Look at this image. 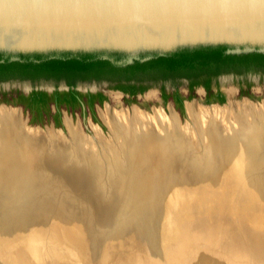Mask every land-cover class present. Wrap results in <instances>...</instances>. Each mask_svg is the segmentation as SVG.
Here are the masks:
<instances>
[{
  "label": "water",
  "instance_id": "95a60500",
  "mask_svg": "<svg viewBox=\"0 0 264 264\" xmlns=\"http://www.w3.org/2000/svg\"><path fill=\"white\" fill-rule=\"evenodd\" d=\"M208 48H223L227 56L264 55V0H0V63L88 55L127 67ZM213 105L222 106H207ZM0 106L22 112L20 107ZM26 125L44 130L29 120ZM48 157L42 160L43 167L50 166L45 171L64 178L66 174L60 173L65 171L48 164ZM8 165L15 173H39L38 167L21 169L16 161ZM78 183L83 182L73 177L72 185ZM104 199L102 193L97 196L99 206L89 209V218L77 220L76 211L70 210L68 236L59 237L66 246L54 245L50 235L46 239L25 235L23 229L11 233L16 236L11 239L19 240L17 245L21 239L29 243L49 239L60 249L54 252L62 254L36 258L41 264H264V222H240V216L230 214L215 220L221 222L202 220L203 214L187 218L178 207L168 209L163 196H153V203L133 213L135 218L130 212L121 218L117 210L101 209ZM260 208L250 207L263 217ZM25 217H20L24 228ZM8 232L0 235V264H24L23 258L34 253L24 241L27 250H17L13 243L11 259L9 241L3 237Z\"/></svg>",
  "mask_w": 264,
  "mask_h": 264
},
{
  "label": "rangeland",
  "instance_id": "374dc122",
  "mask_svg": "<svg viewBox=\"0 0 264 264\" xmlns=\"http://www.w3.org/2000/svg\"><path fill=\"white\" fill-rule=\"evenodd\" d=\"M239 76L228 75L226 77L225 76L223 77L222 88L224 89L225 92H227L228 98L226 99V102L222 104L221 107L222 108L229 107L231 106L230 104H234V103H237V104L250 103L256 106L257 105L263 106L264 105V78H260V77H263L264 74L261 73L260 71H254V72H249L245 75H241L240 77ZM245 78H248L249 80L253 81L252 91L254 92V95H253V98L251 99L252 102H248L247 100H245L246 98H239L236 95V92H237L236 87H238L240 83L239 81ZM19 84H21L19 83V81H8V82H4L3 84H0V86H4L5 89H10L11 86L14 87ZM128 88L129 87H127V89ZM107 94H108V98L105 101L104 105L99 107L96 111L97 118H98L97 124L100 125L101 128L96 124L92 125L90 116H88L87 118V122H86L87 126L83 125V121L80 119L79 116L74 119L73 118L70 119L72 120L71 123L76 129L80 127L82 136H84V138L88 137L94 143H96L95 142L96 129L101 130L103 139L105 140L112 139L113 134L111 133L108 127V122L110 121V115L108 112V108H111L117 112H122L125 110H129L131 108L137 107L140 110L151 114L152 116L155 115L156 111H163L167 117H169L172 114V112L175 113L177 111L175 114L178 117L181 129L185 131L184 133L186 135V138H188L189 140L192 139L193 141V144L190 145L187 143L189 142L188 139L185 140L184 138L183 141L181 140V145L183 146V149L186 152V154H188V152L192 150L191 146H193V148L196 151H198L199 149L202 148V145H204V143L202 139H200V134L197 131L195 123L192 122V120L189 118L188 111L186 114L187 107L190 104H197V105H201V106L209 107V108L218 107V106L202 105V102H200V97H196L192 102H187L186 109H183L184 114L181 115L178 110L175 111L174 109L172 110L170 108L171 104L164 105L161 102L159 98L158 90L156 87H152L149 90H146L143 96L139 97L137 101L131 102V104H128L127 102H125V100L122 98V94H120L119 92L107 91ZM198 102H200L201 104H199ZM129 105H131L132 107H128ZM0 109H4V108L0 106ZM13 109L20 112L23 122L25 123L26 129L28 130L40 129V128H33L30 126H27L26 125V121L28 120L27 115L26 114L24 115L23 112L20 111V109H17V108H13ZM65 120H67V118L64 119V123L66 124ZM66 127L67 126L59 127L58 129L64 134L65 138L70 139V136H69L70 133ZM49 129L50 128H46V129L44 128V130L41 129V131L43 133H46L49 131ZM197 143H198V146H197ZM17 145L18 144L16 143L15 145L16 148L9 150V151L6 150L5 154L3 153L2 155H0V210L7 209L10 206L15 207L16 206L15 204L25 203V201L28 200L29 202L25 204L28 209H32L37 204H39V205H43L42 210L45 212H57L59 214H66L70 216L71 218H72V215L70 214V210H73V211H76V213H79V214H76L73 212V216L76 217L77 220L81 219L80 214H82V216L90 215L89 209H93V206H90V204H88L87 201L81 198L79 196L81 195L80 193L79 195H77V193H74L70 190H66V188L62 187L61 184L64 183L62 180L58 178L57 179L53 178L51 175L44 174L42 171H40L41 169H39V173H31V174L30 173H27V174L26 173H15V171L12 170V166L8 165V163L10 164L12 161L14 163L16 161L17 166L19 165L21 169H26V168L30 169V167L34 168V165L32 164V162L25 155L23 156L19 155L20 153L19 145L18 146ZM95 145L96 147L91 146L92 149L90 150L91 153L89 155V158L91 159L94 156L92 158L93 160L91 161L96 162L98 164L97 166H99L101 164L107 165L106 160L109 159L111 162L110 165L112 166V169L114 168L116 169V166H117V171L115 170L116 171L115 178H118V172L121 171L119 173V177L121 178V181L122 180L123 181L121 182L120 190L117 192L118 196L117 198H115L114 201L111 202V204L107 208V210L119 211V217L121 218L125 216L127 212H128L127 215L132 214V216L135 218L136 216L133 215V213H138V212L140 213V210H142L143 207L147 206L148 203L149 204L151 202L153 203L154 201L153 196L155 195L157 198H159L160 196H163V199L167 201L168 209L169 208L171 209V207H178V212L185 210L188 213H192V214H196L197 212H205L206 213L204 214L205 216H208L212 211H215L214 213H217V214L221 213V217H223V215L225 214H230L232 215L233 218H236V216L240 215L239 219L241 218V220L239 219L237 220L240 222L245 221L246 215L244 211H247V209L250 208L251 206L255 207L256 204L261 205L260 204L261 202H256V201L263 199V198L260 195H256V191L258 194L263 195L264 193L262 189H264V185H262V188L256 185L257 186L256 188V186H254L255 184L254 181L257 179H260L258 177H262V178L264 177V171L262 170L264 169V163L263 165L261 164L259 171L255 170L252 174L244 176L243 178L240 179L238 177H235L237 173L234 174L233 172L234 170L230 166L231 162L229 161L228 158L219 159L218 157L214 155L212 156L211 152H209L207 156H205L206 159L200 156V160H197L195 162L188 161V157H187L188 155L187 156L185 155L184 158L182 157L180 159V164L177 167H175V165L173 166V163H171L169 157H167L166 155V153L169 151H168V147L165 144L153 143V144H148V145H141L140 151L135 155V157L137 156L136 158L133 156V154H129L130 157L128 156L129 150L125 146H124L125 151L123 150L124 152L122 151V147L121 148L116 147L115 150L117 152L115 153L117 155L113 154V157H112V153H111L110 158H107L105 155L104 148L101 147L100 144L99 146H97V144ZM48 148H49L48 151L50 155L52 156V158L50 159L51 161L49 162L50 164L57 163L59 166H62L63 163L65 164V162L63 161V158H66V153L69 150L68 148L65 149L61 143H57V142L54 143V145L53 144L49 145ZM50 148H51V151H50ZM188 148L189 150H187ZM107 149L114 151L111 147ZM98 150L100 152V156H102L100 158H97L99 156ZM119 151H121V153ZM101 152L103 153V155ZM86 153H84V151L81 153L79 152L78 153L79 156L74 157L75 159L73 160L75 161L77 160L78 163L75 161L73 162L68 161L66 164H69V166L72 168L73 166H76L77 164L79 165V167H82L81 165H83L82 168L83 169L87 168L85 172H88L90 177L94 178V177L99 176L97 174L98 173L97 169L99 167H97L96 171H94L95 173L89 172L91 171V162H90V159L87 157L88 153L87 154ZM204 153H207V151H205ZM119 155L121 158L119 157ZM253 160L254 159H252V161ZM100 161L101 163H99ZM86 163L89 164V166L86 165ZM120 164H122V166ZM196 164H199V167ZM220 164L222 167L220 166ZM123 167L125 170L124 172L122 169ZM74 168L76 169L77 166ZM166 171L168 174L166 173ZM104 175L105 177L112 176L109 170L107 173L102 174L100 178L99 177L97 178L100 180H103ZM43 183H45L46 186H44ZM152 184H153V187H152ZM173 184L174 186L171 187V185ZM178 184H180L179 188H178ZM51 186L53 187L52 190H51ZM148 186H149V189H148ZM83 188L85 189V187ZM140 188H142L143 190L141 189L140 191ZM243 188L246 189V192H245V189ZM32 191L34 192V194ZM224 191L226 195H223ZM243 191H244V194H243ZM227 192H229V194ZM249 195H251V200L249 201H251L252 203L249 201L247 202V196ZM254 196L258 197V199L255 198ZM147 198L149 200H147ZM221 208L223 209V211L221 210ZM147 209L148 208L146 207L145 210ZM238 211L241 214L237 215ZM233 212L234 213L237 212V213L233 215L234 214ZM230 215L228 217H230ZM20 217L21 215H19L16 212H9L7 210H4V211L1 210L0 211V225L9 223V221L14 222L16 220L21 219ZM8 247H9L8 249L9 251L10 250L13 251V253L9 252L10 257H12V255L15 254V249H13L14 246L12 247L8 246ZM15 248L18 250L20 248L25 249L26 247L21 242L20 244L16 245ZM30 257L31 258L24 259V264H41L37 262L38 259H36L35 257L33 258L31 255ZM44 257H54V256H44ZM11 259H14V258L12 257ZM18 261H19V258L17 259V262Z\"/></svg>",
  "mask_w": 264,
  "mask_h": 264
},
{
  "label": "bare ground",
  "instance_id": "6f19581e",
  "mask_svg": "<svg viewBox=\"0 0 264 264\" xmlns=\"http://www.w3.org/2000/svg\"><path fill=\"white\" fill-rule=\"evenodd\" d=\"M230 105L231 106L225 107V108H222L219 105H213V106H218V107L209 108V107H204V106L197 105V104H190L187 107L189 118L192 120V122L195 123L197 131L200 134V139H202L204 143V145H202V148L199 149L198 151H196L193 148V146H191L192 150L189 151L188 154H186V152L183 149V146L181 145V140L183 141L184 138L185 140L188 138H186V135L184 133L185 131L181 129L178 117L175 114L176 112L175 113L172 112V114L169 117H167L163 111H156L155 115L152 116L151 114L145 111H142L137 107H134L129 110L122 111V112H117L111 108H108V112L110 115V121L108 122V127L111 133L113 134L112 139L110 140L103 139L101 130L96 129L95 131L96 132V137H95L96 143H94L88 137L87 139V138H84V136H82L80 127L76 129L71 123L72 121L70 120L71 118L70 119L67 118V120H65L66 126H67L66 128L68 129L70 133L69 135L70 139H68V138H65L64 134L59 130L54 131L52 129H49V131L46 133H43L41 129L28 130L25 127V123L23 122V119L19 111L11 109V108H4V109H0V155H2L3 153L5 154L6 150L9 151V150L16 148L15 145L17 143L19 145V152H20L19 155L21 156L25 155L32 162V164L36 168L38 167L39 169H41L40 171H42L44 174L51 175L53 178H56V179L58 178L62 180L64 182L63 184H61L62 187L66 188V190H70L74 193H77V195H79L80 193L81 195L79 196L83 198L85 201H87L88 204H90V206H93L96 204L99 206L97 196L98 195L100 196V194L102 193V195L105 196L104 200H107V202H104L105 205L101 206V209L107 210L111 202L114 201L115 198H117L118 196L117 192L120 190L121 182L123 180L121 181V178L119 177V173L121 171L118 172V178H115L117 166L115 164L116 169L115 168L112 169V166L110 165L111 162L109 159L106 160L107 165L101 164L99 166H97L98 164L96 162L91 161L93 160L92 158L94 156L91 159L89 158V155L91 153L90 150L92 149L91 146L96 147L95 144H97V146H99L100 144V146L104 148L105 155L107 158H110L111 153H112V157H113V154H116L115 153L117 152L115 150L116 147L117 148L122 147V151L123 150L125 151V147H126L129 150L128 156L129 154H133V156L135 157V155L140 151L141 145L159 143V144H165L168 147L169 152H167L166 155L167 157H169L171 163H173V166L175 165V167H177L180 164V159L182 157L184 158L185 155L186 156L188 155L187 156L188 161L195 162L197 160H200V156L206 159L205 156H207V154L211 152L212 156L214 155L218 157L219 159L228 158L229 161L231 162L229 163L232 169L234 170L233 171L234 174L237 173L235 177H238L240 179L243 178L244 176L252 174L255 170L259 171L261 164L263 165L264 163V105L256 106L250 103H244V104L234 103ZM188 141H189L187 142L188 144L190 145L193 144L192 139L191 140L188 139ZM56 142L61 143L65 149L66 148L69 149V150L67 149L68 151L66 153V158H63V161L65 162V164L63 163L62 166H59L57 163L50 164L51 166L54 164L53 166L57 167L58 171H61V170H62L61 172L65 171L64 173H60L61 176L62 174L64 175L66 174L64 178L62 179L59 176H56L55 175L56 173L54 174V173H51V171H48V172L45 171L50 166L43 167V161H42L43 158H45L46 156H49L48 160L52 158V156L50 155L48 151L49 149L48 146L52 144L54 145V143ZM197 146H198V143H197ZM109 147H111L114 151L107 149ZM189 148L187 150H189ZM85 150H87L88 152ZM50 151H51V148H50ZM83 151L84 153L86 152L88 153V154L86 153L88 155L86 156L90 159V162H91V171L89 172L95 173L94 171H96L97 167H99L97 169V172H98L97 174L99 176L97 177L100 178L102 174H105L110 170V174L112 175L110 176L111 178L108 176L105 177V175H104L103 180H100L97 177L92 178L90 177L88 172H85L87 168L83 169L82 168L83 165H81L82 167H79V165L77 164L78 161L77 160L75 161L73 159H75L74 158L75 156H79L78 154L79 152L81 153ZM205 151H207V153H204ZM119 152L121 153V151ZM100 157L102 156H100V152H99V156L97 158H100ZM252 159L254 160L252 161ZM68 161L77 162L76 163L77 168L76 169L74 168L76 166H73L72 168L69 166V164H66ZM99 163H101V161ZM199 164H196V165H198L199 167ZM86 165L89 166V164L87 163ZM120 165L122 166V164ZM122 169L124 172L125 171L124 167ZM262 170L264 171V169ZM60 174H57V175H60ZM73 177H74V180L78 179L83 183L72 185ZM258 178L260 179H257L254 181L255 182L254 186L257 185L262 188V185H264V177L263 178L258 177ZM43 185L46 186L45 183H43ZM179 185L180 184H178V188H179ZM172 186H174V184L171 185V187ZM83 187H85V189ZM152 187H153V184H152ZM52 188L53 187L51 186V190ZM77 188H80V189H77ZM141 189L142 188H140V191ZM148 189H149V186H148ZM262 190L264 191V189ZM245 192H246V189H245ZM227 193L229 194V192ZM243 194H244V191H243ZM223 195H226L225 191ZM256 195H258L257 191H256ZM28 202L29 201L26 200L25 203L15 204L16 205L15 207L10 206L7 209H1L2 211L7 210L9 212H16L21 216L25 214L26 216L24 220H25V223H27V226H25V228L21 225V219L16 220L14 222L9 221V223L0 225V235L5 230L7 232L9 231L8 234H6V236H3L5 237L6 241H9L8 245L14 246L17 242L19 243V240L11 239V237L14 236V235H11V233H14V231L21 232V230L23 229V233L25 235L37 236L38 239H43V238L46 239L50 235L49 239H53L52 242L55 243L54 245L57 244V245L66 246L65 244H63L65 243L64 241L59 242V237H61L62 234H64V236H68L66 227L69 226L67 225V223L71 220V217L66 214H59L57 212H45L42 210L43 205H39V204H37L32 209H28L25 205ZM260 204H261L259 205L261 206L260 209H262L261 212H264V198L262 199ZM221 210L223 211L222 208ZM180 212L183 213L187 218L189 216L201 217L202 216L201 214H203L204 218H202V220L207 219V217L214 220L213 222H221V221H215V220H222L221 213L220 214L218 213L220 215L219 216L217 213H214L215 211H212L208 216L204 215L206 214L205 212H197L196 214L188 213L185 210L180 211ZM244 212L246 215L245 221L249 222V219H253V223H257V222L263 223L264 222L263 213H261V216L263 217H259L258 214L255 215L254 212L250 208H248L247 211H244ZM236 213H234L233 215H235ZM76 214H79V213H76ZM237 214H241V213H239L238 211ZM80 215L82 219L83 216L82 214ZM253 215H255L257 218H254L255 216ZM85 217L88 218L89 216L86 215ZM14 237L16 238V236ZM49 239L46 242H35V241L33 242L31 240L30 243L26 239H21V240L29 244L26 247L28 249H31L29 250L31 253H34L37 255V256H34V254H32L33 257L35 258H38V257L42 258V256L43 257L44 256L60 257L59 255H61L62 253L54 252V250L56 251L60 249H56L53 245H51L52 242H50ZM64 246H63V250H64ZM16 258L18 259V256ZM27 258H31V257L27 256ZM23 259H26V258L24 257Z\"/></svg>",
  "mask_w": 264,
  "mask_h": 264
},
{
  "label": "flooded vegetation",
  "instance_id": "af4514ba",
  "mask_svg": "<svg viewBox=\"0 0 264 264\" xmlns=\"http://www.w3.org/2000/svg\"><path fill=\"white\" fill-rule=\"evenodd\" d=\"M31 62L32 64H44L46 60H39L38 62L25 61L22 63L29 64ZM260 72L264 74V71ZM245 74L223 73L218 76L201 74L193 77L182 76L169 79H147L140 81L136 79L110 80L94 78L90 80H79L75 85H70L65 78H16L8 81H19L21 84L14 87L11 86L10 89H5L4 86H0V104H7L3 96L7 95L8 101L11 102V104L7 105L22 108V112L24 115H27L30 125L41 126L45 129L46 127L50 128L52 126L57 129L59 127H65V118L74 119L78 116L83 121V125L87 126L88 116H90L93 123H98L96 111L107 100V91L119 92L122 94L125 102L131 104V102H135L139 97L143 96L146 90L156 87L161 102L164 105L171 104L175 111L178 110L182 115L184 113L178 107V98L182 101L183 109H186L187 102H192L196 97H200L202 105H222L228 98L227 92L222 88L223 77L228 75L241 76ZM260 78H264V76ZM239 82L238 87H236V95L239 98L252 99L254 95L252 91L253 81L245 78ZM133 86L141 89V91L133 93L124 89ZM34 93H43L48 97L46 107L49 111L44 113L33 112L28 107L27 102L22 100L21 96L30 99ZM222 98H224V103L220 101ZM200 102L198 103L201 104ZM92 106L94 109H92Z\"/></svg>",
  "mask_w": 264,
  "mask_h": 264
},
{
  "label": "trees",
  "instance_id": "16d2710c",
  "mask_svg": "<svg viewBox=\"0 0 264 264\" xmlns=\"http://www.w3.org/2000/svg\"><path fill=\"white\" fill-rule=\"evenodd\" d=\"M264 71V55L249 54L227 56L223 48L182 51L169 57L154 59L147 63H136L127 67H119L108 61L95 60L92 56H79L66 60H46L44 64H23L22 62L0 63V83L16 78H65L70 85L79 80L90 79H169L175 77H193L201 74L220 75L223 73L245 74ZM137 93L141 89L135 86L124 88ZM7 104V95H3ZM33 112L44 113L48 97L43 93H34L30 99L23 96ZM76 102L75 99H73ZM104 100V98H103ZM221 103H224L222 98ZM18 105V104H13ZM178 107L184 113L182 101L178 98ZM92 109L93 106H92Z\"/></svg>",
  "mask_w": 264,
  "mask_h": 264
}]
</instances>
